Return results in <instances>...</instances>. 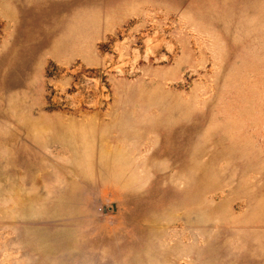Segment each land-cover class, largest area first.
I'll return each mask as SVG.
<instances>
[{"label":"rangeland","instance_id":"obj_1","mask_svg":"<svg viewBox=\"0 0 264 264\" xmlns=\"http://www.w3.org/2000/svg\"><path fill=\"white\" fill-rule=\"evenodd\" d=\"M0 264H264V0H0Z\"/></svg>","mask_w":264,"mask_h":264}]
</instances>
